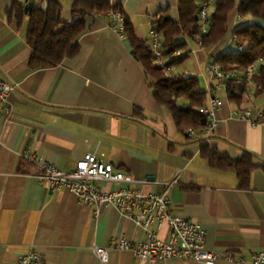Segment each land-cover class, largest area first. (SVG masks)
Wrapping results in <instances>:
<instances>
[{
  "label": "crops",
  "instance_id": "0c3cea01",
  "mask_svg": "<svg viewBox=\"0 0 264 264\" xmlns=\"http://www.w3.org/2000/svg\"><path fill=\"white\" fill-rule=\"evenodd\" d=\"M73 1L60 0L62 18L63 10L70 9L65 21L72 19ZM109 1L120 6L136 38L151 46L152 22L167 8L176 18L180 0ZM42 2L0 0V79L17 84L10 95L12 113L0 117V264H17L32 247L45 264H140L128 250H110L103 263L90 248L109 246L117 237L140 241L144 230L113 207L96 214L95 206L80 203L68 191L52 194L38 178L40 169L22 159L26 149L67 172L95 152L115 170L142 181L144 192L165 193L175 214L205 230L207 249L233 252L250 262L264 248V121L252 125L232 111L249 108L256 115L264 104L239 106L222 88L223 105L215 112L217 126L209 141L188 136V128H179L170 110L156 100L129 39L112 27L111 13L86 18L76 56L56 67L32 68L27 9ZM240 2L236 0L228 33L218 45L205 49L187 39L189 52L179 65L190 59L191 71L185 68L183 74L206 77L208 88H202L207 101V65L235 48L233 32L253 20L239 16ZM15 6L22 9L20 19L11 11ZM203 144L232 157L245 150L255 154L258 167L250 187L241 188L235 172L212 167L201 155ZM173 180L176 185L168 188ZM158 233L167 239L168 226ZM151 264L204 263L168 259ZM215 264L233 263L221 258Z\"/></svg>",
  "mask_w": 264,
  "mask_h": 264
},
{
  "label": "trees",
  "instance_id": "16d2710c",
  "mask_svg": "<svg viewBox=\"0 0 264 264\" xmlns=\"http://www.w3.org/2000/svg\"><path fill=\"white\" fill-rule=\"evenodd\" d=\"M206 0H180L178 16L174 18L170 9L160 12L154 21L153 30L162 35V47L165 55L187 48V39H201L203 48L210 49L224 40L228 33L230 16L236 8V0H212L208 23V32L200 36L202 23L200 9ZM12 13L20 19L22 9L15 6ZM121 12L118 5L109 0H74L71 7L72 19L62 18L60 0H49V6H31L26 41L32 52V68H52L59 66L66 58H72L79 52L78 37L85 30L86 18L94 14ZM239 15L253 20L238 27L233 32L236 47L243 46L241 53L225 52L213 62L223 71H237L238 78L226 83L228 99L237 104L251 103L253 98L264 96V0H241ZM127 38L132 46L133 55L142 63L149 86L154 89L156 100L172 113L176 124L181 129H200L205 125L206 117L199 109L207 103V92L202 88L195 75H172L168 67L179 65L187 53L172 59L165 66L154 60L151 46L136 38L132 26L125 23ZM254 65L249 88L246 74L248 67ZM184 100L180 104L179 100ZM136 113L141 110L136 108ZM264 113V109H263ZM202 157L209 160L212 167L221 171H233L239 179L241 188H249L252 172L258 167L255 154L247 150L232 157L220 152L215 146L203 144Z\"/></svg>",
  "mask_w": 264,
  "mask_h": 264
},
{
  "label": "built area",
  "instance_id": "2783aa9c",
  "mask_svg": "<svg viewBox=\"0 0 264 264\" xmlns=\"http://www.w3.org/2000/svg\"><path fill=\"white\" fill-rule=\"evenodd\" d=\"M212 0H206L200 9L199 17L202 23L200 36L208 32L210 7ZM43 8L49 6V0H43ZM112 27L123 37H127L125 30L126 19L121 12H112ZM240 16V15H239ZM235 42V39L233 38ZM197 44L203 48L201 39ZM151 50L154 60L161 66L167 62L189 52V49L176 50L165 55L162 47V35L153 30ZM243 46L231 48L230 52L241 53ZM175 65L168 67L174 71ZM254 65L247 70L246 79L248 89ZM210 76V98L199 111L206 117L205 125L200 129L188 128L190 137L200 136L208 142L214 133L217 121L215 112L223 105V99L218 91L226 88L228 81L238 78L237 71H223L221 67L211 62L207 65ZM174 75H179L173 73ZM17 88V84L6 79H0V117L7 118L12 113L10 95ZM232 113L239 118L249 121L252 125H258L264 121V113L259 110L252 115L249 108L237 107ZM22 159L33 163L40 169L38 178L48 187L52 194H58L65 190L73 194L80 203L96 207V214L104 207H113L123 216L138 224L145 232L144 239L130 241L124 237L114 238L109 246L92 245L91 251L101 262L105 263L109 258L110 250H128L140 264H151L168 259L182 261H195L204 264H215L218 259H225L233 264H264V248L256 252L250 262L242 257H237L233 252H221L210 250L205 247L206 232L201 225L193 220L183 218L172 211L173 202L165 194L144 192L139 185L142 181L137 180L121 171H117L114 165L98 158L95 152L87 153L77 163L75 170L67 172L55 164L38 158L36 154L26 149L21 152ZM176 180L168 183V188L176 185ZM105 184L114 185V189L107 190ZM134 185L135 187H130ZM167 225L170 235L167 239L159 236V230ZM17 264H45L42 255L35 249L30 248L18 257Z\"/></svg>",
  "mask_w": 264,
  "mask_h": 264
},
{
  "label": "rangeland",
  "instance_id": "374dc122",
  "mask_svg": "<svg viewBox=\"0 0 264 264\" xmlns=\"http://www.w3.org/2000/svg\"><path fill=\"white\" fill-rule=\"evenodd\" d=\"M63 11H64L63 12V19H65V20L69 19V18H67V15L68 16L70 15V9L65 8ZM196 43H197V41H196ZM189 61H190V59L188 61H186L185 64L176 66V68H175V70L173 72L170 71V70H167V72L169 74L174 75L173 73H177V74L184 73V69L185 68L188 69L189 71H191L190 70V68H191L190 66L192 65V62L191 61L189 62ZM199 80H200L201 86L205 90H207L208 82L206 80V77L205 76L199 77ZM251 90H252V88H251ZM262 104H264V96H261V97H258V98H253V101L251 102V107H257V106L262 105Z\"/></svg>",
  "mask_w": 264,
  "mask_h": 264
}]
</instances>
